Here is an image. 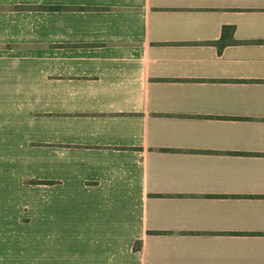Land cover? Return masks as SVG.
<instances>
[{"label":"crops","instance_id":"0c3cea01","mask_svg":"<svg viewBox=\"0 0 264 264\" xmlns=\"http://www.w3.org/2000/svg\"><path fill=\"white\" fill-rule=\"evenodd\" d=\"M0 264H264V0H0Z\"/></svg>","mask_w":264,"mask_h":264},{"label":"trees","instance_id":"16d2710c","mask_svg":"<svg viewBox=\"0 0 264 264\" xmlns=\"http://www.w3.org/2000/svg\"><path fill=\"white\" fill-rule=\"evenodd\" d=\"M48 8H54V7H48ZM233 32H234V26L233 25H223L222 26L220 38L214 42L217 45L219 51H221L222 48L228 42H236V40L232 39ZM30 182L31 183H38L40 181L33 180ZM42 183H51V181L42 182ZM135 247H136V245H135Z\"/></svg>","mask_w":264,"mask_h":264}]
</instances>
